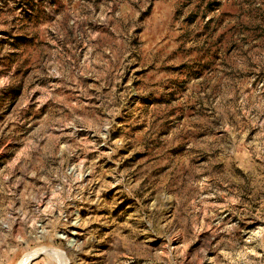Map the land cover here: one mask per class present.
<instances>
[{
    "label": "rangeland",
    "instance_id": "374dc122",
    "mask_svg": "<svg viewBox=\"0 0 264 264\" xmlns=\"http://www.w3.org/2000/svg\"><path fill=\"white\" fill-rule=\"evenodd\" d=\"M0 264H264V0H0Z\"/></svg>",
    "mask_w": 264,
    "mask_h": 264
}]
</instances>
